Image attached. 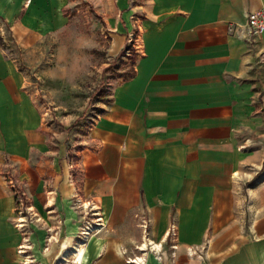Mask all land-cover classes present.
<instances>
[{
	"label": "crops",
	"instance_id": "obj_1",
	"mask_svg": "<svg viewBox=\"0 0 264 264\" xmlns=\"http://www.w3.org/2000/svg\"><path fill=\"white\" fill-rule=\"evenodd\" d=\"M66 1L0 0V30L22 39L57 27ZM262 6L106 0L112 53L134 35L139 54L75 151L0 40V264H50L30 258L23 230L45 204L68 224L74 195L104 225L77 264H264V33L243 31ZM172 224L175 258L140 250L147 240L167 248Z\"/></svg>",
	"mask_w": 264,
	"mask_h": 264
},
{
	"label": "rangeland",
	"instance_id": "obj_2",
	"mask_svg": "<svg viewBox=\"0 0 264 264\" xmlns=\"http://www.w3.org/2000/svg\"><path fill=\"white\" fill-rule=\"evenodd\" d=\"M105 1L67 0L65 22L23 33L22 39L9 26L0 31L7 54L23 71L30 92L71 151L81 145L93 121L110 103L114 85L131 74L139 54L134 35L119 53H112L113 36L101 9ZM75 153L68 152L69 160ZM69 203L76 213L64 225L56 206L35 207L22 233L30 258L50 264H77L76 248L89 239L83 226L90 215L84 213L76 195Z\"/></svg>",
	"mask_w": 264,
	"mask_h": 264
},
{
	"label": "built area",
	"instance_id": "obj_3",
	"mask_svg": "<svg viewBox=\"0 0 264 264\" xmlns=\"http://www.w3.org/2000/svg\"><path fill=\"white\" fill-rule=\"evenodd\" d=\"M243 31H245L250 37L260 36L264 33V6L256 10H252L248 13L247 21L243 26ZM10 181L11 183H13V186H15L14 181L13 180ZM19 205L21 207L18 213L21 214L24 212V209L26 208L25 203H23L22 199L20 200ZM98 213L99 212L92 213L93 215H97L95 221H93V219H89V221H85V225L83 226L84 228L83 232L85 234L88 235L89 233L92 232H98L102 230V227H104L102 223V218L100 215H98ZM92 222H94V224H92ZM142 225L144 229L147 230L149 227V220H147L146 218L142 219ZM90 227H92V229L88 230ZM176 229H177L176 225L172 224L171 228L168 231L169 241L167 248L164 246L163 242H153L151 240H147V242L143 243L140 250H142L143 253H147V252L154 253L159 260H162L165 256H169V255L172 258H175L179 250V245L176 242V238H177ZM188 254L189 256H195L201 258L203 256V249L191 247L188 248ZM142 260H143L142 257L141 258L134 257L133 259H130V261H132L133 264H140Z\"/></svg>",
	"mask_w": 264,
	"mask_h": 264
},
{
	"label": "bare ground",
	"instance_id": "obj_4",
	"mask_svg": "<svg viewBox=\"0 0 264 264\" xmlns=\"http://www.w3.org/2000/svg\"><path fill=\"white\" fill-rule=\"evenodd\" d=\"M87 236L90 237L91 236V233H89ZM83 242H84V245H85L86 240H84ZM81 245H82V243H81ZM76 253H77L78 261L79 262H82L83 261V258H84V252L82 250V247L81 248H77L76 249Z\"/></svg>",
	"mask_w": 264,
	"mask_h": 264
},
{
	"label": "trees",
	"instance_id": "obj_5",
	"mask_svg": "<svg viewBox=\"0 0 264 264\" xmlns=\"http://www.w3.org/2000/svg\"><path fill=\"white\" fill-rule=\"evenodd\" d=\"M133 61H134V60H133ZM133 69H134V68H133ZM133 69L131 70V74H132V72H133ZM131 74H130V75H131ZM130 75H129V76H130ZM129 76H128V77H129ZM126 78H127V77H126Z\"/></svg>",
	"mask_w": 264,
	"mask_h": 264
}]
</instances>
